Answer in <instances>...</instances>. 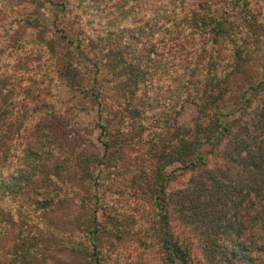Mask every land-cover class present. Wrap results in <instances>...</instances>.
Here are the masks:
<instances>
[{
  "label": "rangeland",
  "instance_id": "rangeland-1",
  "mask_svg": "<svg viewBox=\"0 0 264 264\" xmlns=\"http://www.w3.org/2000/svg\"><path fill=\"white\" fill-rule=\"evenodd\" d=\"M118 1L117 7H133L132 0ZM196 1L198 7L203 9L200 13H205L207 3L204 0ZM224 1L225 4L223 0H219L211 9L216 8L219 12L226 13L227 19L224 16L222 19L227 20L225 23L231 30L235 28V35L239 32L236 37L242 40L236 41L235 44L240 45V54L242 51V54L246 53L247 59L241 64V75L252 82L259 81L264 77V0ZM116 2L117 0H0V26L7 29L5 39L9 40L0 57L3 63L1 65L4 66L6 75L12 73L17 61L20 65H28L27 70L21 74L13 73V79L10 81H18L19 87L9 94L10 100L15 99L19 104H27L33 98L22 93L23 83H26L28 78L47 82L48 90L43 93L41 90H34L41 92L37 101L32 104L36 103L38 107L44 105L40 110L43 113L42 119L53 120L55 123H73L71 130L62 132L60 127L54 130V134H57L52 135L53 148L50 154L42 157L47 161L50 172L47 179H50L39 183L34 181L23 188L20 197L8 199L14 201L7 202L11 212L22 213L20 215L24 225L23 236L30 238L32 234L39 232L35 244V250L38 252L36 258L40 259L38 264L42 263L43 255L48 258L51 256V259L42 264H54L58 257H62L61 261L67 264H81L80 254H75L77 250L70 252V258L63 252L75 247L77 242H71L67 236L71 234V239L75 238L76 234L84 229V217L89 218L93 209H96L93 216L95 215L99 225L104 227L109 221L116 227L117 233L124 230L121 235L118 234L113 248L102 251V264H170L158 247L162 235L155 217L156 210L145 205L143 220L136 209L140 200L136 195L135 186L138 182L145 184L142 176H139V170L133 168L122 176V182L126 184L132 175H136L139 179L135 185L116 188L115 194L112 189L109 190L106 194V197L110 198L107 208L98 207L93 203L94 198L89 193L88 183L96 173L94 162L103 153L100 145L102 137L96 126L95 106L86 100L82 101L83 104H78L81 100L65 87L64 75L52 66L45 69L38 64L33 45L29 43L35 32H43L46 38L53 41V54H65L69 57L73 45L66 44L60 36L73 38L77 35L83 38V35H88V31H97L96 21L104 15V7H115L112 5ZM187 3L189 4L184 5L183 12L186 22L187 8L191 7L192 1ZM28 14L33 18L31 25L24 24L23 21V17ZM184 31V34L188 33V30ZM2 36L3 33L0 32V41L4 39ZM18 43H21V47ZM102 43L91 45L101 48ZM195 47L199 48L200 44ZM206 47L209 48L208 45ZM193 49L188 45L181 54H174L173 47L170 51V56L174 57L173 63H179V73L188 67L186 77L194 63L202 65L201 63L206 61L201 60L206 56L205 53L200 50L193 53ZM214 50L218 52L214 51L218 55V75L230 73L233 68L231 61L235 56H229L222 45ZM46 57V54L42 55L39 63L44 62ZM101 58L103 59V56ZM182 59H185V62H182ZM50 62L51 59L47 64ZM202 89L200 84L198 92L190 90L193 103H198ZM18 90L21 91L17 92ZM173 94L181 101V96L176 92ZM245 98L249 99L248 103H244L243 99L238 103L230 99L226 104L227 109L224 110L225 116L222 120L229 123L228 133L216 147H204L201 150L207 164L204 169L188 173L182 171L176 163L164 167L165 173L172 175L173 179L167 180L168 185L161 194L160 202L168 216L171 237L187 252L186 264H247L251 259L254 264H264V207L258 198L260 182L264 178V89L248 92ZM192 102H176L174 105L175 125L179 135L189 129L200 116ZM30 111L22 117L25 125L33 123L38 117L36 111ZM107 112V120L115 123L117 118L113 108ZM164 132L170 133V130L164 129ZM22 137L25 138V133ZM157 143L155 138L149 137L144 145L150 147ZM12 156V153L11 156L9 154L4 176L14 174L15 169L10 162ZM251 157L255 159L259 170L247 166ZM75 161H83L87 171L84 174L79 172L73 178L70 165ZM114 178L117 179L111 175L108 180L111 186ZM42 192H48L52 196L48 205L51 207L50 212L39 209ZM33 197L38 204L34 203ZM113 215L114 220L108 218ZM123 219L129 224L123 222ZM131 220L134 222H129ZM13 227L8 219L6 234L0 237V264H8L12 257L10 253L15 235ZM96 240L99 242L96 243L97 246H100L101 238ZM233 246L238 254L232 257L224 256L225 262L223 257H219V250H230ZM105 247L104 241L102 248ZM243 254L248 258L243 257Z\"/></svg>",
  "mask_w": 264,
  "mask_h": 264
},
{
  "label": "trees",
  "instance_id": "trees-1",
  "mask_svg": "<svg viewBox=\"0 0 264 264\" xmlns=\"http://www.w3.org/2000/svg\"><path fill=\"white\" fill-rule=\"evenodd\" d=\"M188 1L132 0L133 7L124 8L117 7V0L112 5L115 7H104V15L96 21L97 31H88V35H83V38L77 35L73 38L60 36L66 44L73 45L69 57L65 54H53V41L46 38L43 32H35L29 40L35 50L34 56L38 64L45 69L51 66L58 69L59 73L64 75L65 87L80 98L78 104H83L82 101L86 100L95 106L96 126L102 137L100 145L103 153L94 162L96 173L88 183L89 193L94 198L93 203L98 207L107 208L110 198L106 197V194L109 190L112 189L115 194L116 188L135 185L139 179L136 175H132L126 184H123L122 176L133 168L139 170V176H142L145 184L138 182L135 186L136 195L140 200L136 209L142 219L145 205L156 210L155 217L162 235L158 247L170 264H186L188 255L171 237L168 216L160 202L161 194L168 185L167 180L173 179L172 175L165 173L164 167L176 163L182 171L188 173L204 169L207 164L201 150L204 147H216L228 133L229 123L222 120L225 116L224 110L227 109L226 104L230 99H234L235 103L241 99L248 103L249 99L245 98L248 92L264 89V77L252 82L241 75V64L247 60L246 53L242 54V51L240 54V45L235 42L242 39H237L239 32L235 35V28L231 30L225 23L226 13H221L216 8L211 9L219 0H204L207 3L205 13H200L202 7H198V1L191 0V7L187 8L186 22L183 12L184 5L189 4ZM225 3L223 0V4ZM223 16L225 19H222ZM32 19L31 14L24 16V24L31 25ZM184 29L188 30L187 34H184ZM6 31L7 29L0 26L3 41L6 43L0 41V57L9 42L5 39ZM93 43L103 45L99 48L92 46ZM198 44L200 47H195ZM188 45L194 48L193 53L198 50L205 53L206 56L200 58L206 61L201 63L202 65L194 63L186 77L188 67L179 73V63H173L174 57L170 56V51L173 47L174 54H181ZM207 45L209 48H205ZM220 45L226 48L229 56H235L231 61L232 71L222 76L216 72L218 55L215 52H218L214 50ZM18 46L21 47V43H18ZM45 54L46 60L39 63L40 57ZM50 59L51 62L47 64ZM182 62H185V59H182ZM1 64L3 63L0 59V237L6 234L5 228L10 219L15 235L10 253L12 257L8 264H38L40 259L36 258L38 252L35 250V244L39 232L32 234L30 238L23 236L24 225L20 215L22 213L11 212L7 202L14 201L8 199L20 197L26 186L34 181L39 183L50 179H47V174L50 173L47 161L42 157L50 154L53 148L52 135L57 134H54V130L56 131L57 127H60L62 132L71 130L73 123H55L53 120L42 119L43 113L40 110L44 105L38 107L36 103L32 104L37 101L41 91L43 93L48 90L47 82L28 78L25 82L29 84L23 83L22 93L33 98L27 104H19L15 99L10 100L9 94L19 87L18 81H10L13 79V73L21 74L27 70L28 65H20L17 61L12 73L6 75ZM200 84L203 89L197 99L198 103H193L190 90L198 92ZM36 89L41 91H34ZM19 91L21 90L17 92ZM174 92L181 96V101L174 97ZM176 102H192L200 115L192 126L180 135L175 125ZM111 108L116 113L115 123L107 120V111ZM13 110H17L16 113H13ZM28 111H36L38 117L33 123L25 125L22 117ZM164 129H169L170 133L164 132ZM24 133L25 138L22 137ZM149 137L155 138L158 143L146 147L144 144ZM11 153L13 159L10 162L15 169L14 174L4 176ZM85 165L83 161H75L70 165L73 178L79 172L84 174L87 171ZM247 166L259 170L253 157L248 160ZM111 175L117 178L112 179L113 186L108 183ZM260 184L258 198L264 207V178ZM252 192L254 193L253 190ZM49 194H41L43 198L40 200L39 209L45 212L51 210L48 205L52 196ZM34 203L38 204L35 200ZM95 212L96 209H93L89 218L84 217V229L80 230L75 238L71 239V234H68L67 239L77 242L75 247L62 251L70 258V252L77 250L75 254H80L81 264H102V251L113 248L118 234L121 235L124 231L117 233L116 227L109 221L104 227L99 225L95 215L93 216ZM108 218L114 220V215ZM120 218L122 220L121 216ZM123 222L127 221L123 219ZM98 237L101 238L100 246L96 244L99 243L96 240ZM104 241L106 247L102 248ZM219 254L226 262L224 256L232 257L238 254V251L233 246L230 250L222 248ZM43 256L42 263L51 259V256ZM242 256L245 257L244 254ZM61 259L62 257L56 258L54 264H67ZM247 264H254L253 259Z\"/></svg>",
  "mask_w": 264,
  "mask_h": 264
}]
</instances>
